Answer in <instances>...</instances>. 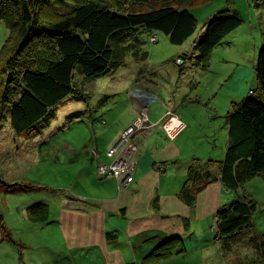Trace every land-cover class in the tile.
Wrapping results in <instances>:
<instances>
[{"label": "trees", "instance_id": "obj_1", "mask_svg": "<svg viewBox=\"0 0 264 264\" xmlns=\"http://www.w3.org/2000/svg\"><path fill=\"white\" fill-rule=\"evenodd\" d=\"M193 2L0 0V22L9 30L0 49V124L7 122L18 135L40 133L42 124L50 122L55 107L65 99L87 98L75 84L76 74L98 78L115 71L128 57L146 61L142 34L161 32L170 44L182 45L197 28V20L189 11ZM227 12L221 11L208 21L196 40L198 60L204 66L213 50L242 24L237 14ZM254 78L255 89L232 104L226 114L229 144L224 159L204 163L195 159L189 167L180 192L187 203H192L200 190L197 187L192 193L187 184L203 185L214 178L226 189L238 190L246 181L264 174V31ZM7 187L10 191L34 189L23 183ZM44 208L33 205L29 212ZM255 210L252 201L242 198L223 205L216 212V233L217 239L226 241L250 230L244 239L258 252L257 264H264V235L251 231ZM0 227L6 233L1 215ZM175 244L169 240L160 245L145 263L182 252Z\"/></svg>", "mask_w": 264, "mask_h": 264}, {"label": "crops", "instance_id": "obj_2", "mask_svg": "<svg viewBox=\"0 0 264 264\" xmlns=\"http://www.w3.org/2000/svg\"><path fill=\"white\" fill-rule=\"evenodd\" d=\"M130 58L108 73L112 82L104 92L127 93L135 120L141 105L132 97V92H143L154 99L142 104L148 119L157 125L149 137L135 138L137 163L133 183L119 188L114 178H100L96 174L97 166L107 158L98 154L96 162L90 150H86L84 154L92 160L80 175L82 189L89 187L84 196H60L51 206L45 202L23 206L20 230L30 232L19 233L16 240L13 224L10 226L0 212L7 235L3 236L0 227V264H257V254L255 257L254 253L247 255L246 252L253 249L247 238L244 239L250 230L226 241L217 239L215 217L220 207L241 198L252 201L260 210L264 206V174L246 181L238 190H228L214 178L203 185L187 184L192 193L197 187L200 190L192 203L183 200L180 192L189 167L193 160L200 161V155L195 147L188 148L185 141L179 140L181 131L172 140L166 136L163 131L166 119H160V109L154 104H165L163 97L172 96L173 112L181 130L182 122L186 125L185 111L180 109L185 86L182 81L190 84L191 76L179 72L177 77L178 72L169 68L173 64L168 60L150 64L148 58L143 63ZM212 169L216 174V169ZM37 204L45 208L30 214L29 208ZM255 212L251 231L264 235V216L261 214L260 219H255ZM169 240H174L182 252L145 263L146 257ZM32 246L36 248H30Z\"/></svg>", "mask_w": 264, "mask_h": 264}, {"label": "rangeland", "instance_id": "obj_3", "mask_svg": "<svg viewBox=\"0 0 264 264\" xmlns=\"http://www.w3.org/2000/svg\"><path fill=\"white\" fill-rule=\"evenodd\" d=\"M227 10V14H233L236 10L242 24L213 50L204 66L198 60L196 40L204 32L208 21L217 18L219 12ZM189 11L197 20V28L182 45L170 44L161 32L153 33L158 37L156 43L150 42L152 35L142 34L141 39L145 43L143 48L148 53L150 64H161V61L168 60L173 64L169 68L178 72L177 77L179 72L191 76L190 84L187 80H181L185 86L182 89L180 109L185 111L186 125L182 122L180 130L177 122H171L168 128L172 135L168 136L163 129L166 136L172 140L181 131L179 140L185 141L188 148L197 149L198 155L203 156L198 157L200 162L221 161L229 144L226 114L230 106L235 104L233 102H240L256 87L254 64L262 44L264 0H194ZM8 36V28L4 22H0V49ZM111 82L108 74L98 78L76 74L75 84L87 94V98L80 101L65 99L55 107V115L50 118V122H44L40 133L37 132L35 136L18 135L7 122H1L0 212L10 226L13 224L15 240L19 233L30 232L27 229L20 230L23 206L36 202H45L51 206L52 202L60 200V196L77 197L88 193L89 187H81L83 178L80 175L85 165L92 158L97 162L100 154L107 158V152L116 145L122 132L134 124L135 117L131 113V100L127 93L110 95L104 92ZM187 96L188 99L185 98ZM166 97H163L165 104H154L160 109V119L167 110L176 117L173 112L174 98L169 95ZM133 98L141 105L139 113L147 114L142 106L147 102L143 99L149 102L154 100L153 97L140 92ZM169 101H172L170 107L167 103ZM151 123L153 127L150 130L140 125L132 133L131 141L134 143L137 136L149 137L157 125ZM175 126L177 128L174 130ZM86 150H90L92 158L84 154ZM109 163L108 158L102 162L106 165ZM7 183L31 184L34 190L29 193L5 194L1 191L10 192ZM256 209L255 219H260L261 214L264 216V206L260 210L257 206ZM3 236L7 237L4 231ZM246 252L247 255H250L249 252L254 253L255 257L258 255L253 249H246Z\"/></svg>", "mask_w": 264, "mask_h": 264}, {"label": "built area", "instance_id": "obj_4", "mask_svg": "<svg viewBox=\"0 0 264 264\" xmlns=\"http://www.w3.org/2000/svg\"><path fill=\"white\" fill-rule=\"evenodd\" d=\"M157 40L158 37L155 35L150 37L151 43H156ZM139 94H140L139 91L132 92L133 97ZM143 101H145L146 103L148 100L143 99ZM171 103L172 101H169L168 106ZM163 118L166 119L165 124L163 125V129L165 130L167 135L170 136L172 135V133L169 131L168 127L172 125L171 122H177V119L170 110L166 111V114ZM101 124H104V121H101ZM140 125H142L144 128H147L149 130L153 127V124L149 121L147 114H145V112L139 114V117L134 121V124L128 127L126 130H124L120 136V139L117 141L116 145L109 149V151L107 152V158L110 159V163L108 165L99 163L97 166L96 174L102 179L114 178L117 181L119 188H124L133 183L134 180L133 174L137 162L136 159L134 158V152L136 147L133 141H131V139H132V133L136 129H138ZM215 221L217 222L216 217H215Z\"/></svg>", "mask_w": 264, "mask_h": 264}]
</instances>
